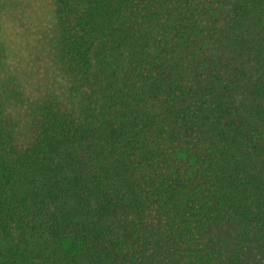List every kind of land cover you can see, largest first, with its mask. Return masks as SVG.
Segmentation results:
<instances>
[{
    "label": "trees",
    "instance_id": "trees-1",
    "mask_svg": "<svg viewBox=\"0 0 264 264\" xmlns=\"http://www.w3.org/2000/svg\"><path fill=\"white\" fill-rule=\"evenodd\" d=\"M53 6L24 151L0 32V264H264V0Z\"/></svg>",
    "mask_w": 264,
    "mask_h": 264
},
{
    "label": "rangeland",
    "instance_id": "rangeland-1",
    "mask_svg": "<svg viewBox=\"0 0 264 264\" xmlns=\"http://www.w3.org/2000/svg\"><path fill=\"white\" fill-rule=\"evenodd\" d=\"M0 32L13 53L24 88V102L16 109L15 142L16 149L24 151L37 136L36 107L45 98L63 100L69 89L55 50L53 0H0ZM211 238L215 241L217 233Z\"/></svg>",
    "mask_w": 264,
    "mask_h": 264
}]
</instances>
